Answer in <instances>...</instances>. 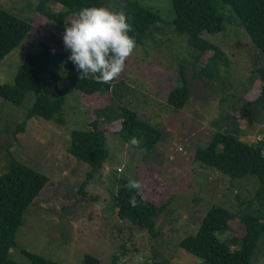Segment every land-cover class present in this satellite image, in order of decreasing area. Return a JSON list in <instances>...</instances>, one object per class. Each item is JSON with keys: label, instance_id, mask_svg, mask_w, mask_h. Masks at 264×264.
I'll use <instances>...</instances> for the list:
<instances>
[{"label": "rangeland", "instance_id": "374dc122", "mask_svg": "<svg viewBox=\"0 0 264 264\" xmlns=\"http://www.w3.org/2000/svg\"><path fill=\"white\" fill-rule=\"evenodd\" d=\"M38 1L0 0V8L33 21L39 41H49L71 53L65 48L63 35L74 15H69L63 26L47 25L34 12ZM102 1L103 6L120 10L128 0ZM130 1L152 9L160 20L144 43L136 44L120 80L113 85V97L121 106L137 112L140 119L160 128L162 142L148 153L107 133L108 160L84 185L89 168L69 155L67 148L71 132L86 129L96 117L94 104L82 100L68 83H61L66 105L65 124L59 125L35 117L28 119L35 102L32 93L21 106L0 99V176L9 171L15 159L50 178L17 230L16 247L11 249V259L17 263L31 264L24 254L28 251L63 264H83L86 254L95 256L101 264H113L115 256L117 264H196L197 260L179 243L197 232L214 203L236 210L255 194L258 184L251 177L232 182L212 168L195 163L194 154L218 132L250 142L264 137V111L247 109L245 97L251 88H261L254 70L264 66V54L256 50L244 29L229 25L225 19L224 32L203 35L223 52L221 60L211 65L213 76L197 78L189 67L185 80L190 99L176 111L168 105V96L184 85L182 67L192 62L188 38L173 28L172 0ZM213 5L223 16L226 7L222 2L213 1ZM52 8L62 10L60 4H52ZM38 51L36 42L25 39L0 62V82L14 85L25 58ZM119 179L140 181L143 187L139 193L144 199L165 205L157 236L137 232L118 219L113 199ZM235 232L242 236L243 226L234 225L218 236L225 240ZM253 264H264V243Z\"/></svg>", "mask_w": 264, "mask_h": 264}, {"label": "trees", "instance_id": "16d2710c", "mask_svg": "<svg viewBox=\"0 0 264 264\" xmlns=\"http://www.w3.org/2000/svg\"><path fill=\"white\" fill-rule=\"evenodd\" d=\"M213 1L226 7L223 16L218 13ZM175 19L173 28L180 36L188 38L192 48V62L182 67L184 85L169 93L168 105L182 110L190 99V89L185 80L186 70L194 69L195 77L213 76L211 65L221 60L222 49L204 38V34H219L227 25H238L249 35L256 50L264 54V0H172ZM52 4H60L55 11ZM102 0H39L34 12L46 20L47 25L63 26L69 15H75L85 7H100ZM134 31L129 35L136 44L142 45L155 31L160 20L157 13L139 1L128 0L122 8ZM35 26L0 8V62L14 52L25 39L39 46L37 53L28 55L18 68L14 85L0 82V99L21 106L28 94L35 95L34 105L27 117L65 124L66 96L61 83H68L82 100L94 104L93 118L84 130L70 134L69 155L84 163L89 171L87 182L100 172L108 160L107 133H112L133 148L150 153L162 142L163 131L140 119L137 112L118 104L113 97L111 83H97L94 79L80 80V73L68 57L71 53L49 43L39 41L34 35ZM210 65V66H209ZM260 79L261 88H251L247 97V109L256 107L264 111V66L254 70ZM65 74V76H63ZM252 96L254 98L250 99ZM255 108V109H256ZM119 111L117 112V110ZM113 112V113H112ZM132 137L138 145L130 143ZM264 137L262 141H245L234 134L218 132L205 147L194 154L195 163L212 168L232 182L251 177L258 187L250 200L241 202L236 210L214 203L202 219L196 233L186 236L180 248L194 257L196 264H253L259 247L264 243ZM48 176L12 159L10 169L0 176V264H20L11 259V249L16 247V233L23 223V216L41 192L49 184ZM126 179L117 181L113 202L120 221L128 222L137 232L157 236L158 219L166 212L165 205L158 206L144 199L136 190L124 187ZM136 196L137 205L132 206L130 197ZM238 198V197H237ZM245 204L249 207L245 208ZM242 225V236L236 232L221 240L234 225ZM235 230V229H234ZM31 264H63L41 255L24 251ZM83 264H101L93 255L86 254ZM117 264V256L113 258Z\"/></svg>", "mask_w": 264, "mask_h": 264}, {"label": "clouds", "instance_id": "9594fccd", "mask_svg": "<svg viewBox=\"0 0 264 264\" xmlns=\"http://www.w3.org/2000/svg\"><path fill=\"white\" fill-rule=\"evenodd\" d=\"M134 31L123 9L107 6L85 7L79 10L66 25L64 45L70 50L68 57L80 73L79 79H94L97 83H111L124 71L127 59L136 48ZM130 143L138 145L136 137ZM129 191L142 189L140 181L129 179L124 185ZM119 190V186H117ZM133 207L136 196L130 197Z\"/></svg>", "mask_w": 264, "mask_h": 264}, {"label": "built area", "instance_id": "2783aa9c", "mask_svg": "<svg viewBox=\"0 0 264 264\" xmlns=\"http://www.w3.org/2000/svg\"><path fill=\"white\" fill-rule=\"evenodd\" d=\"M258 140H259V141H262V140H263V138H260V139H258ZM263 152H264V151H263ZM118 171H120V172H121L122 170H121V169H119Z\"/></svg>", "mask_w": 264, "mask_h": 264}]
</instances>
